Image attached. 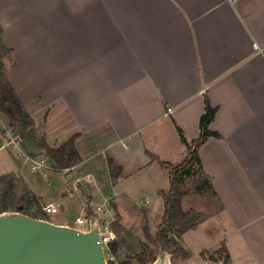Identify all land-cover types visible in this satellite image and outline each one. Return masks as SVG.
I'll list each match as a JSON object with an SVG mask.
<instances>
[{"label": "crops", "instance_id": "obj_1", "mask_svg": "<svg viewBox=\"0 0 264 264\" xmlns=\"http://www.w3.org/2000/svg\"><path fill=\"white\" fill-rule=\"evenodd\" d=\"M0 24L11 50L6 76L37 135L57 147L78 134L81 161L69 170L132 205L133 187L154 193L155 231L168 172L146 151L181 161L177 127L187 141L198 136L206 97L218 136L198 154L217 209L183 208L205 218L179 238L189 257L172 254L171 264H205L222 243L230 264H264V0H0ZM5 126L0 112V132ZM100 141L102 150L89 146ZM4 149L0 177L14 174L37 195L31 168ZM108 160L121 169L114 180ZM109 202L120 221L114 196Z\"/></svg>", "mask_w": 264, "mask_h": 264}, {"label": "trees", "instance_id": "obj_2", "mask_svg": "<svg viewBox=\"0 0 264 264\" xmlns=\"http://www.w3.org/2000/svg\"><path fill=\"white\" fill-rule=\"evenodd\" d=\"M2 34L3 29L0 24V112L8 118L9 127L20 135L23 147L25 150L29 149L30 151H27L31 155L34 156V150L38 149L51 162L54 169L66 170L72 168L81 161L76 147L78 134L72 135L57 147H51L44 137L37 135L33 118L27 112L7 79L4 58L11 53V50L5 46ZM215 113L216 108L212 107L205 97L204 111L199 118L198 136L191 141H187L182 130L177 127L180 139L187 147L186 156L181 161L163 160L157 155L146 151L152 161L158 163L168 172V188L159 191L163 198V211L154 233L150 232L148 227L143 228L145 241L139 242L140 250L124 257H121V254L125 239L120 236L119 221L114 220L115 238L111 241L110 246L120 264H149L154 260L160 245L174 256L189 257V252L179 243V238L183 233L195 229L205 218V215L193 208L184 210L181 206V200L187 191V181L192 184L199 182L202 184L203 182L211 192V185L203 172L198 150L207 138L218 136L216 132L209 129V124ZM108 168L111 178L113 180L118 178L121 172L120 167L108 160ZM19 204L23 205L22 211L28 215L38 217V213H44L37 195L28 190L23 179L16 177L14 174L3 175L0 177V212L15 210ZM86 212L92 213L93 210L88 206ZM201 254L205 255V252H201ZM207 257L214 264H220V262L230 264V256L223 243L215 254H208Z\"/></svg>", "mask_w": 264, "mask_h": 264}, {"label": "rangeland", "instance_id": "obj_3", "mask_svg": "<svg viewBox=\"0 0 264 264\" xmlns=\"http://www.w3.org/2000/svg\"><path fill=\"white\" fill-rule=\"evenodd\" d=\"M105 144V143H104ZM103 143L96 142L93 145H89L91 148L100 150ZM10 150V149H9ZM88 148H85V151ZM102 150V149H101ZM11 151V150H10ZM4 153L8 152L7 149L3 150ZM13 157L18 158V161L22 160V157L13 154ZM101 153V151H100ZM186 156V153H183L179 160H182ZM39 158V157H38ZM174 160H172L173 162ZM46 168H40L31 170L29 164H27L30 171L33 173L35 179L29 180L30 187L37 192V197L39 198L40 206H45L47 202H52L55 209L50 213H38V217H43L54 223L64 221L68 225L78 226L75 222V217L77 215L83 216L84 211L87 210V207L94 205L95 207L102 208L109 216L113 215L114 218L117 215L114 212L112 205L109 202V198L114 196L116 201L117 211L120 214V221L118 228L120 229V236L124 238V249L122 251L121 257L126 256L130 253H135L140 250L139 242L145 241L143 235V228L148 227V229L153 233L155 231V223H153L154 218L159 214L160 203L155 197L154 193L149 190H142L138 186L133 187L126 197L133 199L135 204H130L126 202L127 199H121L119 195L115 196L116 189H112L110 186H106L105 189H101V185H98L93 180L89 181L86 177L87 173H79L77 170L70 171L59 170L49 167V162L45 158ZM78 176H83L79 180L77 186L76 179ZM90 178V177H89ZM96 183V184H95ZM97 188L100 191L93 192ZM92 194L91 202H89V195ZM147 200V201H146ZM89 202V203H88ZM152 209L150 217L146 218L142 207ZM182 208L195 207L203 213L216 212L217 205L210 192L207 189L204 183L199 182L192 184L190 181H187V191L182 197ZM113 227V225H112ZM204 229H208V224ZM115 226L113 227V230ZM208 235L214 236L215 232L209 231ZM153 246V245H152ZM154 248V247H153ZM170 252V251H169ZM177 257V256H176ZM203 259H207L206 256L202 255ZM182 264H188L187 261H184ZM205 264H214L212 261L207 260Z\"/></svg>", "mask_w": 264, "mask_h": 264}, {"label": "water", "instance_id": "obj_4", "mask_svg": "<svg viewBox=\"0 0 264 264\" xmlns=\"http://www.w3.org/2000/svg\"><path fill=\"white\" fill-rule=\"evenodd\" d=\"M22 210L19 204L15 210L0 212V264H108L94 211L84 215L87 228L81 229ZM171 257L160 245L149 264H171Z\"/></svg>", "mask_w": 264, "mask_h": 264}, {"label": "built area", "instance_id": "obj_5", "mask_svg": "<svg viewBox=\"0 0 264 264\" xmlns=\"http://www.w3.org/2000/svg\"><path fill=\"white\" fill-rule=\"evenodd\" d=\"M0 148L10 149L13 154L22 157L23 162L29 164L32 170L46 168L45 158H36L25 150L22 145V138L9 126H5L0 132ZM55 209L53 204H48L42 207L43 212L50 213ZM93 211L99 217V236L103 246V251L108 264H120L118 258L113 253L110 243L115 238V231L113 230V222L115 218L113 215L109 216L100 207H93ZM87 212L84 213V215ZM83 216H76L75 222L79 224L78 228L86 229V219Z\"/></svg>", "mask_w": 264, "mask_h": 264}]
</instances>
